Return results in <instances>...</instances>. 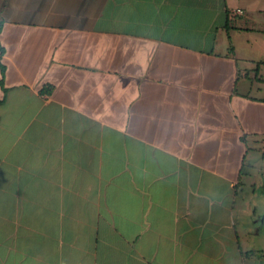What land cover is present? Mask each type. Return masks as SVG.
<instances>
[{
  "label": "crops",
  "instance_id": "0c3cea01",
  "mask_svg": "<svg viewBox=\"0 0 264 264\" xmlns=\"http://www.w3.org/2000/svg\"><path fill=\"white\" fill-rule=\"evenodd\" d=\"M261 13L0 0V264H264Z\"/></svg>",
  "mask_w": 264,
  "mask_h": 264
},
{
  "label": "rangeland",
  "instance_id": "374dc122",
  "mask_svg": "<svg viewBox=\"0 0 264 264\" xmlns=\"http://www.w3.org/2000/svg\"><path fill=\"white\" fill-rule=\"evenodd\" d=\"M260 3H262L263 7H264V0H260ZM260 17V22H261V27L264 28V13H261L259 15ZM264 148V146H263ZM262 166L264 167V160L261 162ZM263 190L261 188L256 189V194L258 195L257 199H260V201H258V204L260 206L257 207V213L256 215L251 219V216L249 217V221H248V225L250 228V231L252 232V237L254 238V233L257 230V228L259 227V225L261 224V228H264V216L261 215L259 216V211L261 210L262 207V200H264V193L262 192Z\"/></svg>",
  "mask_w": 264,
  "mask_h": 264
},
{
  "label": "built area",
  "instance_id": "2783aa9c",
  "mask_svg": "<svg viewBox=\"0 0 264 264\" xmlns=\"http://www.w3.org/2000/svg\"><path fill=\"white\" fill-rule=\"evenodd\" d=\"M242 13V10L241 9H236L235 11H234V14L233 15H235V14H241Z\"/></svg>",
  "mask_w": 264,
  "mask_h": 264
},
{
  "label": "trees",
  "instance_id": "16d2710c",
  "mask_svg": "<svg viewBox=\"0 0 264 264\" xmlns=\"http://www.w3.org/2000/svg\"><path fill=\"white\" fill-rule=\"evenodd\" d=\"M232 50V47L230 46L229 47V51H231ZM2 51V48L0 47V52Z\"/></svg>",
  "mask_w": 264,
  "mask_h": 264
}]
</instances>
